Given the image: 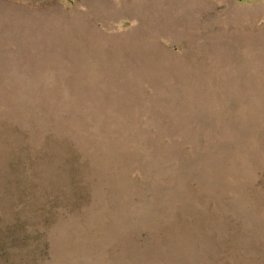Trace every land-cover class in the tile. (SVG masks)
I'll return each instance as SVG.
<instances>
[{
	"label": "rangeland",
	"instance_id": "obj_1",
	"mask_svg": "<svg viewBox=\"0 0 264 264\" xmlns=\"http://www.w3.org/2000/svg\"><path fill=\"white\" fill-rule=\"evenodd\" d=\"M0 264H264V0H0Z\"/></svg>",
	"mask_w": 264,
	"mask_h": 264
}]
</instances>
